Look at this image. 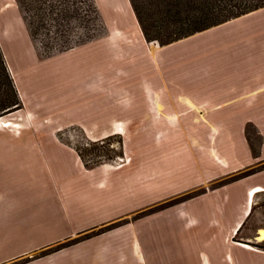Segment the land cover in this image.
<instances>
[{
  "label": "crops",
  "instance_id": "crops-1",
  "mask_svg": "<svg viewBox=\"0 0 264 264\" xmlns=\"http://www.w3.org/2000/svg\"><path fill=\"white\" fill-rule=\"evenodd\" d=\"M130 15L127 26L113 25L57 57L101 50L107 58L100 72L125 85L130 79L122 75L135 73V97L152 108L148 123L165 125L164 134L176 129L181 140L153 154L166 172L158 198L184 199L162 210L174 211L163 230L140 232L156 213L135 220V211L156 200H144L150 184L136 188L135 164L124 159L87 169L59 132L24 127L22 117L38 123L57 110L49 100L61 85L41 83L44 59L23 13L16 0H0V48L22 103L0 117V264H264V6L168 45L149 42L137 62L123 35L136 28L147 41ZM96 66L79 77L88 90ZM121 107L110 117L118 127L98 139L126 135ZM249 126L261 140L254 150ZM121 220L128 222L50 255H30Z\"/></svg>",
  "mask_w": 264,
  "mask_h": 264
},
{
  "label": "rangeland",
  "instance_id": "rangeland-1",
  "mask_svg": "<svg viewBox=\"0 0 264 264\" xmlns=\"http://www.w3.org/2000/svg\"><path fill=\"white\" fill-rule=\"evenodd\" d=\"M116 3L117 5H115L112 0H97V6L105 28L102 29L105 31V34L99 37H104L107 34V28L109 29L110 27H113V25L127 26L132 20L130 15V11L132 10L128 0H116ZM90 34L91 36L95 35V32H90ZM138 35L139 34L136 32V28L135 33L133 31H129L123 35L127 45L129 47H135V62L140 59L139 57L142 56V53H145L146 44H149V42L146 43ZM39 40L42 41V38ZM157 45L160 44L157 43ZM95 51L96 49L80 52L75 55L62 56L61 58H58L57 56L60 54L56 53L43 60L41 63L42 69L40 68V70L43 72L44 81L41 83L45 85H61L59 86L60 88L53 90L52 97L49 100L50 103L55 105L54 109L57 110L54 113L39 116L38 123H33V116L26 115L22 117L24 118V127H34L37 131L54 133L59 132L61 143L65 144V146H69L71 148L75 146H83L88 139L90 141L104 139L98 138L104 137L110 133L111 129L118 127L116 123H113L115 119L110 118L111 111L116 110V106H124V108L121 107L124 112L123 116H120V120L125 122L122 125L126 130V135L113 134L116 135L114 138L115 147H118L119 141H122L123 143V158H119L113 163L118 165L119 163H122L121 160L126 159L125 163H128L130 160L129 162L131 164H135L136 188L139 187V189L146 191L148 184H150V188H152L151 191L153 193L143 195L145 196L144 200L150 198L153 200L155 199L156 201L152 202V204H148L147 202L135 211V220L146 218L154 213L156 214L152 215L153 219L150 221L143 222L142 228L139 227L138 230L140 232L144 229H150V231L160 229L163 230L164 223H169L170 217H174V211L166 210L168 213L165 214V211L162 210L171 204L181 202L184 197L167 203L164 202V199L159 200L158 196L161 194L165 195L163 181L166 172L159 169L160 156H154L153 154L155 151L156 153L161 152V149L163 148L173 149L180 147L181 140L177 138L178 136H176V132L178 133V131H176V129L169 131L168 129L167 133L164 134L163 131H160L165 129V125L149 124L147 115L150 111H152V108L146 100L141 102L139 101V98L135 97V82L132 81V79L135 80V78H137L135 73L122 75V77L130 79V84L128 83L125 85L123 83H127V81L123 83L122 81L119 82L115 73H112L111 71L106 74L100 72L101 67L99 64L107 58V55L105 52L101 53V50H97V52ZM132 56L133 54L130 53V57ZM109 62L111 63V61ZM92 64H97V66L92 72L91 92V90H88L87 86L83 84V79L79 77H85L86 74L84 71L87 73V67ZM109 65L108 68L110 67ZM75 66H79L76 72L73 70ZM108 73L112 74L108 75ZM142 81L143 80H141V82ZM139 94H144V92ZM8 115H10V113ZM158 127L161 129L158 130ZM11 130L16 131V129ZM248 130L251 133L250 135L253 139L254 145H258L259 142L257 141V137L255 136L253 129L248 128ZM188 142L191 143L194 141L189 140ZM100 150H102L101 147ZM161 158L164 159L165 157L161 156ZM166 158L172 160L175 156H167ZM154 163H156V168H150V166ZM182 180L184 182L186 181V183L189 182V178L185 177V175L182 176ZM171 182L175 183L174 180ZM140 193L142 194V191H140ZM127 222L128 220H121L118 224L95 229L88 234L86 233L87 235H80L73 239H66L46 247L40 252L31 253L30 255L34 254L32 255L34 259L50 255L92 237L103 234ZM153 235L154 233L151 236ZM58 248L59 250H57ZM30 260L31 258H29V256H27L26 259L24 258V262Z\"/></svg>",
  "mask_w": 264,
  "mask_h": 264
},
{
  "label": "trees",
  "instance_id": "trees-1",
  "mask_svg": "<svg viewBox=\"0 0 264 264\" xmlns=\"http://www.w3.org/2000/svg\"><path fill=\"white\" fill-rule=\"evenodd\" d=\"M147 42L164 45L227 19L264 6V0H128ZM38 56L49 58L103 36L94 0H16ZM95 32V35L90 34ZM42 38V41L39 40ZM178 39V40H177ZM72 42V43H71ZM168 43V44H167ZM22 108L0 48V117ZM249 128H252L249 126ZM110 135L72 147L87 169L123 158V143ZM248 141L255 148L250 134ZM258 142L261 140L258 138ZM100 147L102 150H100ZM59 250V248L57 249Z\"/></svg>",
  "mask_w": 264,
  "mask_h": 264
},
{
  "label": "bare ground",
  "instance_id": "bare-ground-1",
  "mask_svg": "<svg viewBox=\"0 0 264 264\" xmlns=\"http://www.w3.org/2000/svg\"><path fill=\"white\" fill-rule=\"evenodd\" d=\"M6 125H7L8 127L12 126V124H11V123H7Z\"/></svg>",
  "mask_w": 264,
  "mask_h": 264
}]
</instances>
